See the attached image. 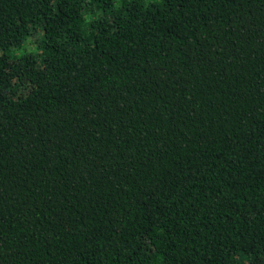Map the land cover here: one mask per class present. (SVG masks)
<instances>
[{
	"label": "trees",
	"instance_id": "16d2710c",
	"mask_svg": "<svg viewBox=\"0 0 264 264\" xmlns=\"http://www.w3.org/2000/svg\"><path fill=\"white\" fill-rule=\"evenodd\" d=\"M0 264H264V0H0Z\"/></svg>",
	"mask_w": 264,
	"mask_h": 264
}]
</instances>
